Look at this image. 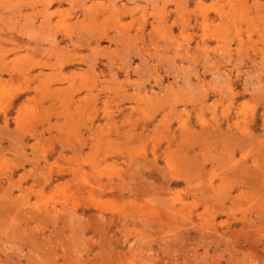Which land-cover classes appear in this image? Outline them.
I'll return each instance as SVG.
<instances>
[{"label": "rangeland", "instance_id": "obj_1", "mask_svg": "<svg viewBox=\"0 0 264 264\" xmlns=\"http://www.w3.org/2000/svg\"><path fill=\"white\" fill-rule=\"evenodd\" d=\"M0 264H264V0H0Z\"/></svg>", "mask_w": 264, "mask_h": 264}]
</instances>
